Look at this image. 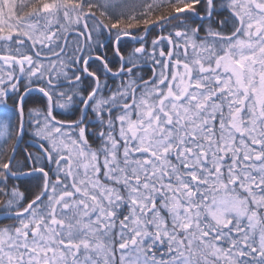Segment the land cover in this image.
<instances>
[{"label": "snow or ice", "instance_id": "snow-or-ice-1", "mask_svg": "<svg viewBox=\"0 0 264 264\" xmlns=\"http://www.w3.org/2000/svg\"><path fill=\"white\" fill-rule=\"evenodd\" d=\"M0 264H264V0H0Z\"/></svg>", "mask_w": 264, "mask_h": 264}, {"label": "trees", "instance_id": "trees-1", "mask_svg": "<svg viewBox=\"0 0 264 264\" xmlns=\"http://www.w3.org/2000/svg\"><path fill=\"white\" fill-rule=\"evenodd\" d=\"M31 150V149H30Z\"/></svg>", "mask_w": 264, "mask_h": 264}]
</instances>
